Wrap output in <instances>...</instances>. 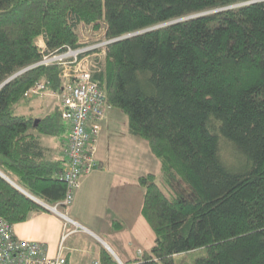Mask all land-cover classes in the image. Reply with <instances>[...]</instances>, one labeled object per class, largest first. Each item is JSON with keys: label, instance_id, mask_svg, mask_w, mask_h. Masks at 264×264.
Returning <instances> with one entry per match:
<instances>
[{"label": "trees", "instance_id": "obj_1", "mask_svg": "<svg viewBox=\"0 0 264 264\" xmlns=\"http://www.w3.org/2000/svg\"><path fill=\"white\" fill-rule=\"evenodd\" d=\"M87 27L110 41L93 75L107 105L159 163L160 185L137 178L154 244L133 264H264V0H0V219L64 198V161L39 144L65 134L59 104L17 110L41 81L63 92L38 64ZM99 264L119 262L102 248Z\"/></svg>", "mask_w": 264, "mask_h": 264}, {"label": "crops", "instance_id": "obj_2", "mask_svg": "<svg viewBox=\"0 0 264 264\" xmlns=\"http://www.w3.org/2000/svg\"><path fill=\"white\" fill-rule=\"evenodd\" d=\"M48 105L45 101L44 108L37 105L26 111L36 110L34 116H44L52 109L53 104ZM118 112L109 108L105 113L96 146V158L102 167L81 178L72 205L61 210L65 217L51 211L32 213L25 221L12 225L15 237L38 243L50 257L56 256L62 245L67 264H86L81 254L95 256L93 264H99L102 248L121 264H133L142 252L150 250L154 235L141 214L143 189L137 182L142 175L127 166L121 154L117 161L109 149L102 152L99 148L103 142L109 145V136H117L122 122ZM66 134L67 129L61 137L40 138L48 159L64 161Z\"/></svg>", "mask_w": 264, "mask_h": 264}, {"label": "built area", "instance_id": "obj_3", "mask_svg": "<svg viewBox=\"0 0 264 264\" xmlns=\"http://www.w3.org/2000/svg\"><path fill=\"white\" fill-rule=\"evenodd\" d=\"M102 40L101 44L89 46ZM102 40L83 44L81 48L46 54L38 64L56 63L61 69L63 92L54 96L67 123L63 146L64 168L59 176L65 183L66 191L62 201L46 208L62 217L65 215L61 210L72 205L81 178L102 167L96 158L95 144L106 110L110 107L98 81L93 78L100 68L99 59L104 55L102 48L110 42ZM97 49L102 50L96 52ZM45 88V82L41 81L28 89L25 96L37 98ZM0 264H67V260L62 254V245L57 255L50 257L38 243L15 237L12 225L0 219Z\"/></svg>", "mask_w": 264, "mask_h": 264}, {"label": "rangeland", "instance_id": "obj_4", "mask_svg": "<svg viewBox=\"0 0 264 264\" xmlns=\"http://www.w3.org/2000/svg\"><path fill=\"white\" fill-rule=\"evenodd\" d=\"M78 33L80 36L79 42L82 44H89V43H92L98 40H102L104 32L102 30L96 31V30H93L91 27L90 28L87 27V29H83V28L79 29ZM102 42L104 41L102 40L100 42L91 44L89 46L91 47L94 45H98V44H101ZM99 60H101V63L104 62L103 54ZM49 92L50 91H48L45 88V91L43 92L40 98L36 100H31V101L23 100L18 105L19 109L17 110V113L19 114L23 113L25 115H28L31 113L35 115L37 114L35 113L36 110L32 112H27L26 108L28 107L29 109L30 107H36L37 105H40L41 107L44 108L45 101L48 102L49 105L51 103L54 105L57 102V99L54 95L51 94V92L50 94H48ZM107 112H108V109L106 110V113ZM118 113H119L120 119H122V122L119 121V127L117 128V134H116L117 136H109L111 137L109 138V145H108V142L107 143L103 142L102 146L99 145L100 150L104 152L105 150L109 149L114 155V159H117V161H119V159L116 157H119V155L121 154V159L124 161V163L127 164V166L134 167V171L136 172V174L138 172L140 173V175H145L147 173H154L157 177L156 182L160 185L161 177L159 175L160 174L159 173V163L157 159L150 153L147 143L145 141L127 133V119L121 111H119ZM100 131H101V128H100ZM53 138H57V137H53ZM98 139L99 138H97V142L95 144L96 146L98 143ZM200 254L201 253L198 252L197 254L190 255V257L185 256L186 259H184V261L186 262V260L189 261L190 259H194V257ZM81 257L82 259H85L86 264H93L95 260V256L93 255L91 256L89 254L87 255L81 254ZM137 258L139 259L140 257H137ZM176 262H178L177 259H176Z\"/></svg>", "mask_w": 264, "mask_h": 264}, {"label": "water", "instance_id": "obj_5", "mask_svg": "<svg viewBox=\"0 0 264 264\" xmlns=\"http://www.w3.org/2000/svg\"><path fill=\"white\" fill-rule=\"evenodd\" d=\"M13 77H15V76H13ZM7 82V81H6ZM5 82V83H6ZM3 177H5V176H3ZM6 178V177H5ZM7 179V178H6ZM8 180V179H7ZM34 199V198H33ZM38 204H40V205H42V206H44V207H47V205H45L43 202H41V201H39V200H37V199H34ZM114 256V255H113ZM114 258L119 262V264H121V262L118 260V258L116 257V256H114Z\"/></svg>", "mask_w": 264, "mask_h": 264}, {"label": "bare ground", "instance_id": "obj_6", "mask_svg": "<svg viewBox=\"0 0 264 264\" xmlns=\"http://www.w3.org/2000/svg\"><path fill=\"white\" fill-rule=\"evenodd\" d=\"M95 263V262H94Z\"/></svg>", "mask_w": 264, "mask_h": 264}]
</instances>
